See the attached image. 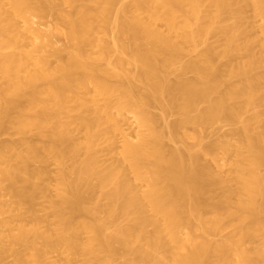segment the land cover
Listing matches in <instances>:
<instances>
[{
	"label": "bare ground",
	"instance_id": "1",
	"mask_svg": "<svg viewBox=\"0 0 264 264\" xmlns=\"http://www.w3.org/2000/svg\"><path fill=\"white\" fill-rule=\"evenodd\" d=\"M49 15L68 48L33 26ZM220 121L230 133L204 143ZM10 129L0 264H264V0H0V135ZM101 142L116 161H101ZM204 154L226 156L229 173Z\"/></svg>",
	"mask_w": 264,
	"mask_h": 264
},
{
	"label": "rangeland",
	"instance_id": "2",
	"mask_svg": "<svg viewBox=\"0 0 264 264\" xmlns=\"http://www.w3.org/2000/svg\"><path fill=\"white\" fill-rule=\"evenodd\" d=\"M67 10L69 9L68 7H65ZM34 21H33V26H35V28H37V29H39L45 36H46V38L48 39V40H50L52 43H53V46L54 47H56V48H59V49H65V48H68V46L70 45V43L68 42L69 40H68V38H67V36H66V33H65V30H64V27L60 24V22H59V20L56 18V16L55 15H49V16H46L45 18H39V17H34V19H33ZM21 26L23 25V23L21 22V23H19ZM160 27H162L163 29H164V27L163 26H160ZM255 30H256V32H255ZM255 32V34H254V36H259V35H261V32L259 31V27L258 28H255L254 30H253V28H252V33H254ZM259 31V32H258ZM64 32V33H63ZM258 33V34H257ZM110 39V38H109ZM211 40L210 41H212V43H219L220 42V37L218 38L217 36H213V37H211L210 38ZM26 42H28L27 40L24 42V43H26ZM66 45V46H65ZM68 45V46H67ZM256 48V47H255ZM258 48H260V47H258L257 46V48L255 49L256 51H259L260 49H258ZM48 50H50V49H48ZM190 57V56H189ZM189 76H191V75H189ZM159 109H157L156 111H158ZM153 111H155V110H153ZM159 112V111H158ZM158 112H155V113H158ZM129 114V115H128ZM125 117H128L127 118V120H126V118H125V121H123V122H121L122 123V125L124 126V128H123V131L125 130V132L124 133H126L128 136H130V137H132L133 139L135 138V134H136V132H137V124H136V122H135V120H134V118H133V116H131V114L130 113H128ZM174 116V117H173ZM176 119V115L175 114H173L171 117H169V120L170 121H173V120H175ZM124 120V119H123ZM134 120V121H133ZM220 122H222V123H224L223 121H220ZM220 122H217V123H219V124H217V123H214V124H212V125H210L208 128L207 127H205V128H207V129H204L203 128V130L201 131L200 129H198V130H200L201 131V133H200V131L198 132V133H200L199 135H201L202 134V138H203V141H204V143H206V144H208V143H211V142H213V141H215V140H217L218 138L220 139V138H222V137H224L225 135L227 136L229 133H230V129H231V126L228 124V122H226V123H224V124H221ZM217 124V125H216ZM219 125V126H218ZM230 126V127H229ZM74 129H75V131H76V128L77 127H73ZM72 128V129H73ZM136 128V129H135ZM80 129H78L77 128V131L75 132L74 130H73V133H75V135L76 136H78V137H81V135H82V132H80L79 131ZM187 130H189L187 133H190L191 134V132L193 133L194 131H193V128H187ZM186 129L185 130H182V132H186L187 131ZM79 133V134H78ZM118 135V134H117ZM115 135L114 136V142L116 141V144H115V146L117 145V146H120L121 145V141L123 142V138L121 137L122 135L120 134V135ZM28 138H29V140L31 139L32 141H36V140H39V141H42V140H40L35 134H28V136H27ZM38 138V139H37ZM0 140L1 141H5V142H7V141H14V142H18L19 140H20V136L16 133V131L13 129H10V130H8V132L7 133H4V134H1L0 135ZM103 143V144H102ZM187 143H189L188 145L190 146H192L193 145V147L196 149L197 147H195V141H194V139H190V140H188V142ZM107 142L105 143V142H101V144H100V146L99 147H101V151L102 152H100V158H101V161L106 165V164H110V163H113L114 161H116L117 160V158H118V156H116V158L113 156V154L115 153L116 155H118V152H119V150L118 149H116V151L113 153V151L111 152L110 150V152L109 151H106V149H107ZM21 147V146H20ZM22 148H23V146H22ZM117 148V147H116ZM103 149V150H102ZM105 149V150H104ZM119 149H120V147H119ZM199 149V147L197 148V150ZM108 150V149H107ZM118 150V151H117ZM114 154V155H115ZM203 154V153H202ZM220 155V156H219ZM218 155V157H215V156H213V155H208V154H204V155H202V160H203V162L205 161V162H208L209 164H211V166L213 167V168H216L217 167V165L219 166V168H220V170H221V172L222 171H224L225 173H229L228 171H226L229 167L226 165L225 167H224V164H228L227 163V161L225 162V160H224V158L226 157V156H223L222 154H219ZM224 157V158H223ZM48 159V161H46L44 164H45V166H47V167H45V168H47V170H49V172L47 171V177L46 178H44V180L45 179H47L46 181L47 182H45V183H47V185L48 186H50L48 189H49V191H47L49 194H52L49 198H54L55 197V190H53L54 188H55V181H56V174H55V171L57 172V165H56V163L54 162V161H52V159H49V158H47ZM46 158H45V160H47ZM114 160V161H113ZM218 161V162H217ZM218 163V164H217ZM44 164H41V165H44ZM36 165H39L40 166V164H36ZM221 165H223L222 166V168L220 167ZM228 167V168H227ZM225 168V170H223ZM225 173H223L222 172V174H225ZM227 175V174H226ZM226 175H224V176H226ZM229 175V174H228ZM227 175V176H228ZM47 189V190H48ZM49 194H47V196H49ZM6 196V195H5ZM5 196H3V198L5 199V201H7V200H9L7 197L5 198ZM46 196V198L45 197H43V196H41V197H39L40 199H37L38 200V204H40V205H38V207H39V212H37V214L40 216V217H46L45 215H48V212H49V209L48 208H46V209H48V212L46 211V209H45V206L47 207L48 205H49V203H48V200L49 199H47L48 197ZM9 197V196H8ZM7 199V200H6ZM40 208H42V209H40ZM47 212V213H46ZM4 215H0V221L1 220H4L5 218H7V217H9V213H3ZM44 215V216H43ZM2 216V217H1ZM4 217V218H3ZM51 219V218H50ZM4 230H6V227H0V232L1 231H4ZM228 230L230 231V228H228ZM227 230V231H228ZM226 232V231H225ZM224 232V234H226ZM50 256V258L52 259V260H59V259H61L62 258V254L60 253V252H51L50 254H49ZM13 256L12 255H8V256H6V258H5V263H9V261H10V263H11V261H13ZM79 261V262H78ZM120 261V260H119ZM78 262V263H77ZM74 264H82V261L78 258V260L76 261L75 260V262H74Z\"/></svg>",
	"mask_w": 264,
	"mask_h": 264
}]
</instances>
